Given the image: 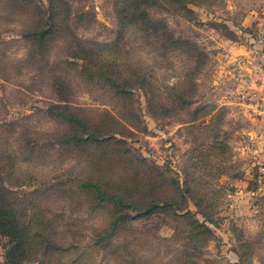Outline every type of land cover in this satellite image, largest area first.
I'll return each instance as SVG.
<instances>
[{
  "label": "rangeland",
  "instance_id": "rangeland-1",
  "mask_svg": "<svg viewBox=\"0 0 264 264\" xmlns=\"http://www.w3.org/2000/svg\"><path fill=\"white\" fill-rule=\"evenodd\" d=\"M182 1L0 0V264H264V0Z\"/></svg>",
  "mask_w": 264,
  "mask_h": 264
},
{
  "label": "trees",
  "instance_id": "trees-1",
  "mask_svg": "<svg viewBox=\"0 0 264 264\" xmlns=\"http://www.w3.org/2000/svg\"><path fill=\"white\" fill-rule=\"evenodd\" d=\"M172 1H174L175 5H178L181 3H183V5L186 4V2L184 4V2L182 0H172ZM136 15H139L142 18L141 22H142V24H144L143 26L147 25L148 26L147 30L149 32H151L152 34H157L158 31L161 30L160 27H154L150 24V21L148 20L147 15L141 11L139 6L136 9ZM53 18H54V20L49 22V26H51V29L54 32L55 31L54 25H55L57 16H54ZM134 21L135 22L137 21V17L134 18ZM50 32H51V30L50 31H39V33L36 35H37V37H40L41 41H43V38H45L47 35H49ZM30 35L35 37V32L30 33ZM111 83L115 84L114 81H111ZM63 118L68 120V122H70V124L76 125L77 127H80V128L82 127V128H84L85 132L87 131L86 130V123L82 119H80L79 117L69 115V116H66ZM86 133H89V132H86ZM93 138H94V140H96V142L99 141V138L96 137L94 132H90L89 137L87 139H84L82 137L81 138L74 137L73 140L75 141V144L81 145V144L90 143L91 141H93ZM73 140L70 139V142H73ZM83 186L87 187L89 185H83ZM3 198L4 197L0 191V234L3 236H6L12 240L13 244H12V247L8 251V258H9L8 260L10 263H13L18 259V252L20 249L19 242L22 240V242L25 244L26 242H28L29 237L20 235V230H19V226H18L17 221H16V216H15L13 211L5 209V203H4ZM110 199H115V198L111 197ZM116 199H117V201H120L119 198H116ZM30 241L33 243V239H30ZM18 261H19V259H18Z\"/></svg>",
  "mask_w": 264,
  "mask_h": 264
}]
</instances>
